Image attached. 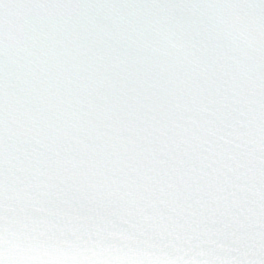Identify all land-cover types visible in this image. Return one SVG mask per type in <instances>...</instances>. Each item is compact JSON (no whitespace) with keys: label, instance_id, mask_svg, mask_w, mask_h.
I'll use <instances>...</instances> for the list:
<instances>
[{"label":"snow or ice","instance_id":"6c2138e0","mask_svg":"<svg viewBox=\"0 0 264 264\" xmlns=\"http://www.w3.org/2000/svg\"><path fill=\"white\" fill-rule=\"evenodd\" d=\"M0 264H264V0H0Z\"/></svg>","mask_w":264,"mask_h":264}]
</instances>
